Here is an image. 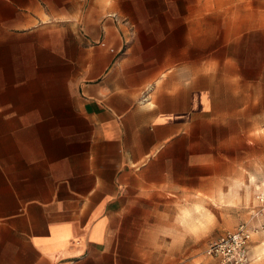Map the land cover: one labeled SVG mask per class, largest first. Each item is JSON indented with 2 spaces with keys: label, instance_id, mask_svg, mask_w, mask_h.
I'll list each match as a JSON object with an SVG mask.
<instances>
[{
  "label": "crops",
  "instance_id": "crops-1",
  "mask_svg": "<svg viewBox=\"0 0 264 264\" xmlns=\"http://www.w3.org/2000/svg\"><path fill=\"white\" fill-rule=\"evenodd\" d=\"M220 9L0 0V264H224L150 248L263 141L264 9Z\"/></svg>",
  "mask_w": 264,
  "mask_h": 264
},
{
  "label": "rangeland",
  "instance_id": "rangeland-1",
  "mask_svg": "<svg viewBox=\"0 0 264 264\" xmlns=\"http://www.w3.org/2000/svg\"><path fill=\"white\" fill-rule=\"evenodd\" d=\"M262 6L264 0H216L219 11H230L232 14H251L255 8ZM217 22V25H220ZM262 143H252L254 135H249L245 149L232 150L231 156L245 159L246 163L233 165L231 176L225 182L217 183L215 189L200 191L192 197H185L176 215L180 219L176 232L197 233L198 236L187 238L184 246L156 245L151 246L155 257H183L205 259L212 257L206 253L208 244L227 231L235 229L240 223L247 222L252 231L250 251L252 261L257 257L264 260V226L253 215L258 208L256 193L264 189V132ZM228 176V175H227ZM261 261V262H262ZM260 262V264H261Z\"/></svg>",
  "mask_w": 264,
  "mask_h": 264
},
{
  "label": "built area",
  "instance_id": "built-area-1",
  "mask_svg": "<svg viewBox=\"0 0 264 264\" xmlns=\"http://www.w3.org/2000/svg\"><path fill=\"white\" fill-rule=\"evenodd\" d=\"M114 16L117 17L116 14ZM256 199L259 203V209L255 216L260 215L264 218V189H260L256 193ZM251 237L250 225L243 222L235 229L227 231L211 241L206 247V253L219 258L224 264H249L251 261Z\"/></svg>",
  "mask_w": 264,
  "mask_h": 264
}]
</instances>
